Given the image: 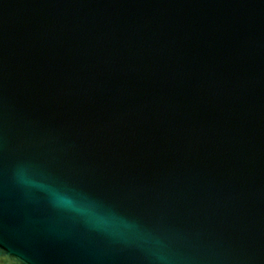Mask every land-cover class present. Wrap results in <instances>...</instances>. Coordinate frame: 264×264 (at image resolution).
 I'll use <instances>...</instances> for the list:
<instances>
[{
  "label": "water",
  "instance_id": "1",
  "mask_svg": "<svg viewBox=\"0 0 264 264\" xmlns=\"http://www.w3.org/2000/svg\"><path fill=\"white\" fill-rule=\"evenodd\" d=\"M0 249L264 264V0H0Z\"/></svg>",
  "mask_w": 264,
  "mask_h": 264
},
{
  "label": "clouds",
  "instance_id": "2",
  "mask_svg": "<svg viewBox=\"0 0 264 264\" xmlns=\"http://www.w3.org/2000/svg\"><path fill=\"white\" fill-rule=\"evenodd\" d=\"M18 179L22 184L26 186L37 188V189L44 191L49 196L52 203L57 207H62L66 210L77 212L82 215H90V216L97 217V219L102 224H105V225L111 224L114 226H123L126 228L131 227L130 224L121 220L120 218L112 217L111 220H108L105 217L100 216L97 213L95 206L93 205L82 206L78 202L77 199H75L72 195H70L66 191L59 190L48 184L44 185V184L37 182L34 179H30L24 170H20L18 172ZM0 252L3 253L5 258L13 259L16 262V264H26V261L22 256L14 255L6 249H0Z\"/></svg>",
  "mask_w": 264,
  "mask_h": 264
}]
</instances>
